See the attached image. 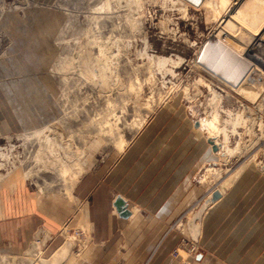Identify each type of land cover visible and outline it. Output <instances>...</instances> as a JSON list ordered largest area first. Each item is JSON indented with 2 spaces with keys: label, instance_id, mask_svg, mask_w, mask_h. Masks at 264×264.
<instances>
[{
  "label": "rangeland",
  "instance_id": "obj_1",
  "mask_svg": "<svg viewBox=\"0 0 264 264\" xmlns=\"http://www.w3.org/2000/svg\"><path fill=\"white\" fill-rule=\"evenodd\" d=\"M219 1L0 0V264H114L91 261L89 198L120 192L115 168L131 146L202 158L201 198L176 225L189 242L171 252L191 264L208 190L264 176V75L224 53L234 33L219 25L241 0ZM198 120L239 145L227 162ZM113 196L129 218L130 200Z\"/></svg>",
  "mask_w": 264,
  "mask_h": 264
},
{
  "label": "crops",
  "instance_id": "obj_2",
  "mask_svg": "<svg viewBox=\"0 0 264 264\" xmlns=\"http://www.w3.org/2000/svg\"><path fill=\"white\" fill-rule=\"evenodd\" d=\"M188 150L131 146L121 156L113 178L120 192L99 187L89 198L91 261L107 263L112 257L114 264H181L171 252L189 240L176 225L202 195L201 187L192 185L202 158L187 159ZM237 176L201 213L193 243L199 252L191 264H264V176ZM117 193L130 200L127 219L111 205Z\"/></svg>",
  "mask_w": 264,
  "mask_h": 264
},
{
  "label": "bare ground",
  "instance_id": "obj_3",
  "mask_svg": "<svg viewBox=\"0 0 264 264\" xmlns=\"http://www.w3.org/2000/svg\"><path fill=\"white\" fill-rule=\"evenodd\" d=\"M219 2L225 4L227 2V0H220ZM227 12L228 13L226 14L224 20L221 22V25H219L220 26L219 28H220V30H227L228 32H231L230 34L234 33V36L232 35L233 37H232V39H230V41L229 40L227 41L226 39H228V38H225V40L227 41V44H228V48H225L224 53L227 54L226 56H228L230 58H232V57L236 58V62L240 61L239 62L240 65H243L244 67H246V69L248 68L251 70H253V69L258 70L259 75L263 76L264 75L263 74L264 73V4L261 5L260 0H244V1L241 0L239 2V4L236 3L233 6H231L229 8V11H227ZM250 29L252 31H250V33L247 32ZM222 32H224V31H222ZM219 35L221 36V33ZM228 36L231 37V35H229V34H228ZM225 37H226V35H225ZM224 42L225 41H223V43ZM204 53H205V51H204ZM201 55H203V53ZM202 59H203V57H202ZM229 60H228V62H229ZM249 60L252 63H250ZM160 62L164 63L165 61L162 58V61H160ZM203 62H204L203 60L199 61V65H201V68H205V66H206ZM228 65H230V64H228ZM238 66L239 65L237 64V67ZM211 74L213 76H215L213 71ZM217 75H220V73ZM222 76H223V74H222ZM226 78L227 77L225 76L224 79H226ZM234 84H235V82H234ZM241 90H242V88H241ZM241 90L239 88V91H241ZM241 93L246 94L245 91L241 92ZM248 101H250V100H248ZM213 120H215V118ZM214 124L215 123L212 121L202 120V121L198 122L197 128H198V130H200V129L202 130L203 127H207L209 129V133L204 138L205 142L207 143V140H211L212 143L217 147V151L214 152V154L216 156L220 157L222 162H225V161L227 162L229 157H231L234 153H236L239 145H236L235 147L229 146L228 145V135H227L225 129L220 128V127L218 128ZM218 136H221L220 142L217 140ZM49 138L50 137L48 136V134L45 135L44 139L46 140L47 143H50ZM43 142H45V141H43ZM209 147H210V145H209ZM239 148H241V147H239ZM210 151H211V147H210ZM220 171L221 170L219 168L217 169L214 167H208L205 169L206 174H208V176L209 175L212 176V178L218 177L220 175ZM203 178H205V176L202 177V181H204ZM225 181H228V179L224 180L222 183H220V185H218L219 187L217 189L213 188L212 191L216 190L220 194L222 192V189H224V187H225V183H226ZM212 191L209 192V195L207 196V198L205 200L209 199ZM205 207H206V205H205ZM190 215H191V213L188 214V216H190ZM181 226H182L183 233H185L187 235L184 224ZM194 229L196 231V223L194 224ZM186 235H185V237H186Z\"/></svg>",
  "mask_w": 264,
  "mask_h": 264
},
{
  "label": "water",
  "instance_id": "obj_4",
  "mask_svg": "<svg viewBox=\"0 0 264 264\" xmlns=\"http://www.w3.org/2000/svg\"><path fill=\"white\" fill-rule=\"evenodd\" d=\"M194 127H197L196 123H195ZM207 144L210 145L212 153L217 151V147L212 143L211 140H207ZM219 196H220L219 192L216 191V190H213L211 192V194H210L209 199L205 200L204 205H206V206L210 205L211 203L216 201L219 198ZM115 207H116V209H117L119 214L122 215L124 213V210H123V207H122V202L120 200L115 203ZM193 217L196 218L197 217V213H195ZM188 227L190 228V230H191V228L193 230V225H191V223L188 224Z\"/></svg>",
  "mask_w": 264,
  "mask_h": 264
}]
</instances>
